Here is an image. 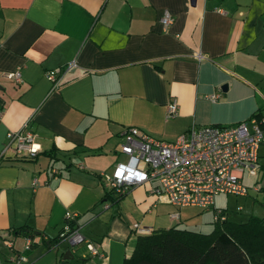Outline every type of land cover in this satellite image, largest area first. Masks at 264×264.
<instances>
[{
	"label": "crops",
	"instance_id": "0c3cea01",
	"mask_svg": "<svg viewBox=\"0 0 264 264\" xmlns=\"http://www.w3.org/2000/svg\"><path fill=\"white\" fill-rule=\"evenodd\" d=\"M70 59L76 66L50 89L44 71ZM15 69L18 81L4 76ZM171 98L176 113L166 117ZM256 112L264 115V0H0V149L24 122L39 145L33 158L0 157V264L21 253L28 264H121L132 223L167 228L195 207L155 201L147 182L130 199L104 187L99 171L124 157L122 129L168 140ZM164 206L170 224L154 228ZM65 212L101 259L55 242ZM22 225L34 234L26 251L22 235L6 234Z\"/></svg>",
	"mask_w": 264,
	"mask_h": 264
},
{
	"label": "built area",
	"instance_id": "2783aa9c",
	"mask_svg": "<svg viewBox=\"0 0 264 264\" xmlns=\"http://www.w3.org/2000/svg\"><path fill=\"white\" fill-rule=\"evenodd\" d=\"M158 20L163 26L172 21L171 13L164 8ZM200 59L203 54L196 53ZM76 66L74 59L61 66H54L44 71L50 89L61 82L63 74ZM4 76L18 81V69L4 72ZM217 93L207 95L216 99ZM177 103L171 98L165 109V116L176 113ZM264 142V115L251 114L247 119L235 124L222 125L209 123L197 127L190 126L179 132L172 139L154 137L135 125H127L121 131L119 151L124 155L116 159L108 170L99 171L102 181L115 193H125L131 187L147 182L148 191L155 201L166 202L176 208L195 206L207 209L213 206V199L218 193H232L244 196L248 187L259 190L258 182L250 186L242 181L244 168L253 169L257 163L260 145ZM39 150L34 133L26 128V122L16 130L5 132V141L0 149V157L33 158ZM35 176L31 185H36ZM237 210L240 206H237ZM214 222L224 221L228 214L223 209L213 208ZM75 214L65 212L64 222L60 227L55 242H65L71 251L77 247L85 248L91 257L101 259L103 253L92 241L83 237L72 224ZM175 220L178 213H169ZM135 234H148L152 229L131 224ZM31 240L24 237L23 251L30 247ZM14 264H28L23 253L12 258Z\"/></svg>",
	"mask_w": 264,
	"mask_h": 264
},
{
	"label": "trees",
	"instance_id": "16d2710c",
	"mask_svg": "<svg viewBox=\"0 0 264 264\" xmlns=\"http://www.w3.org/2000/svg\"><path fill=\"white\" fill-rule=\"evenodd\" d=\"M259 189L264 190V184ZM6 234L29 237L30 246L34 244L33 231L27 225L10 228ZM121 264H264V216L250 215L242 222L227 217L213 222L207 233L174 224L136 234Z\"/></svg>",
	"mask_w": 264,
	"mask_h": 264
},
{
	"label": "rangeland",
	"instance_id": "374dc122",
	"mask_svg": "<svg viewBox=\"0 0 264 264\" xmlns=\"http://www.w3.org/2000/svg\"><path fill=\"white\" fill-rule=\"evenodd\" d=\"M242 181L248 186L253 184L255 181L258 182L259 186L264 184V144L259 147V156L257 158L255 167L253 169L247 167L243 169ZM104 187L106 189L108 188L107 185H105ZM131 193L132 189L128 190L124 198L127 197V199H130ZM110 197L111 199H106L107 204H110V208H116V204H111L112 200L114 199V195H110ZM124 205L125 208L132 210L126 204ZM237 206H240L239 210L236 209ZM213 208L223 209L224 212H226L225 214L229 215L228 219L234 222L245 221L250 215L264 216V190L259 189L255 191L248 187L247 192L244 196H236L232 195V193H218V195H216L213 199V206H211L210 208L200 209L197 207H187L181 209L183 214L177 226L188 230L207 233L213 227ZM157 210V213L160 215L154 220V228H157L159 226L166 227L170 223L167 220L165 214L167 211L172 210V208L164 206L158 207ZM64 244L61 243L58 246V248L56 249L57 253H59L64 248ZM132 246L133 241L131 238L126 247L131 251ZM53 251H55V249Z\"/></svg>",
	"mask_w": 264,
	"mask_h": 264
},
{
	"label": "water",
	"instance_id": "95a60500",
	"mask_svg": "<svg viewBox=\"0 0 264 264\" xmlns=\"http://www.w3.org/2000/svg\"><path fill=\"white\" fill-rule=\"evenodd\" d=\"M225 85H226V84L224 83V84L221 85V87H223V89H224ZM65 252H66V253H69V250H66ZM63 257L65 258V256H63Z\"/></svg>",
	"mask_w": 264,
	"mask_h": 264
}]
</instances>
